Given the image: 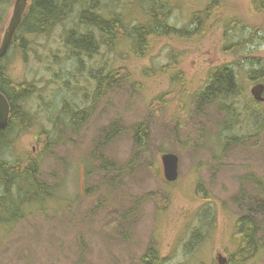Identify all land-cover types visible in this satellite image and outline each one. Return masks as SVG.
<instances>
[{
	"label": "rangeland",
	"instance_id": "374dc122",
	"mask_svg": "<svg viewBox=\"0 0 264 264\" xmlns=\"http://www.w3.org/2000/svg\"><path fill=\"white\" fill-rule=\"evenodd\" d=\"M15 1L8 6L0 43ZM172 1L177 7L170 24L189 30L197 15L202 22L199 37L164 40L142 59L132 58L126 50L101 58L111 68L125 67L123 72L132 73L131 81L113 85L82 128L76 131L60 124L56 133L61 139L50 154L37 140L39 130L50 129L49 113L60 110L65 96L80 102L83 92L76 87L93 90L84 83L85 77L77 82L68 75L71 67L56 33L39 39L37 53H29L27 60L10 49L1 68L17 82H36L44 102L26 104L28 111H40L37 127L16 139L11 135L14 144L4 151L3 159L15 162L31 154L40 159V179L55 187V197L45 209L34 207L0 231V264H141L150 248L158 249L168 264H218L219 255L228 263L236 253V224L247 214L242 201L259 196L255 180L264 183V133L244 139L248 129L244 116L242 123L223 133L228 122L219 104L198 114L195 99L211 69L234 66L241 58L242 48H234L239 41L252 38L247 51L264 60V11L256 9L255 0ZM103 2L106 5L110 0ZM131 2L119 0L118 9L112 2L110 10L123 13L125 4ZM210 7L214 12L205 17ZM140 14L133 10L128 18L140 20ZM232 24L234 31L226 34ZM161 67L165 74L159 71ZM61 69L60 82L69 79L71 93L54 83V73L60 74ZM249 70L243 67L239 79L252 99ZM173 72L182 74L181 93L176 91ZM46 104L50 112L44 114ZM138 124L148 127L147 151L125 172L116 170L107 177L100 169V155L116 167L132 162L138 153L133 139ZM112 132L113 138L107 141ZM223 134L226 142L221 141ZM165 153L179 158V177L174 183L164 177L161 157ZM254 217L260 223L258 237L263 247L248 264H264V220L256 210ZM196 229L200 233L194 240ZM191 246L190 254L186 253Z\"/></svg>",
	"mask_w": 264,
	"mask_h": 264
},
{
	"label": "trees",
	"instance_id": "16d2710c",
	"mask_svg": "<svg viewBox=\"0 0 264 264\" xmlns=\"http://www.w3.org/2000/svg\"><path fill=\"white\" fill-rule=\"evenodd\" d=\"M103 1L106 0H30L12 43L11 48H14L15 55L27 60L29 53H37L39 39L52 38L56 33L61 41L60 47L67 54L66 58L72 68L67 71L68 75L77 82H80L79 77H85L84 83L93 90L89 91L86 86L85 88L76 87L77 90L83 92L82 100L71 102L65 96L57 113L50 114V108L46 104L48 108L43 113H49L46 121L50 129L42 128L37 134V140L42 144L46 154L52 153L60 142L61 134L56 133L60 124L76 131L82 128L93 116L97 105L113 85L128 79L131 81L132 73L123 72L125 67L111 68L108 62L102 64L101 58L114 52L118 53L120 50H126L132 58L142 59L152 53L156 46L164 40L199 37L202 22L197 15L191 22L193 26L189 30H186L188 27L185 29L178 27L176 23L170 24L173 11L177 7L172 0H131V4H125L127 9L125 8L123 13L110 10L113 4L115 9L120 6L119 0H110L106 5ZM260 1L262 3L257 5L256 9L263 12L264 0ZM11 2L12 0H0V31ZM212 9L214 8L210 7L203 13L205 17H209L214 12ZM133 10L141 12V17L138 18L140 20L132 21L128 18ZM134 22L137 24L133 25ZM235 24L225 29V33L232 34ZM252 43L253 40L250 38L239 41L236 46L233 45L234 48H242V54L239 52L241 58L234 66L227 65L211 69L208 72L205 86L196 94L195 99L198 114H202L206 108L215 103L219 104L220 111H226L228 124L223 126V133L230 131L235 124L242 123L241 117L244 116L243 120L248 128L247 134L243 136H246L244 139L264 133L262 104L248 99L239 79L240 70L243 67H249V79L253 83H264V60L253 57V51H247V46ZM3 60L0 62V92L7 98L11 113L8 127L0 130V231L29 215V211L34 207L45 209L55 197V187L40 179L42 169L40 159L33 157L32 154L15 162L3 159L4 153L9 151L14 144L11 135L15 134L16 139L37 127V117L40 111L36 109L35 113H32L26 109V104L33 103L35 100L43 101L41 93L43 90L37 86V83L17 82L12 79L8 71L1 68ZM36 61L41 60L36 58ZM159 71L166 73L164 67H161ZM61 73L63 75L62 69L60 74L54 73V77L57 78L54 83L61 85L60 90L71 91L69 79L60 82ZM171 76L178 87L176 91L183 92L181 87L184 86V82L181 72H173ZM83 89H88V92ZM77 97L79 98L78 95ZM50 107L55 109L52 103ZM153 109V113H157V108ZM61 114L65 116L62 120L59 117ZM114 133L109 134L107 141L113 138L111 135ZM148 133L147 125L138 124L134 127L133 139L138 153L133 161L124 167H116L105 156L100 155V169L107 177H112V173L116 170L125 172V168L130 167L143 152L147 151ZM243 137L237 139L242 140ZM223 139L224 134L221 141ZM254 182L260 194L253 198L247 197L242 201L241 207L247 214L243 215L236 224L238 233L236 241L239 246L236 253L230 256L227 264H248L258 258L262 251L263 242L258 237L260 223L254 217V211H258V216L264 220V183L261 180ZM199 233V229L193 231L192 238L197 237ZM191 249L193 246L185 252L190 254ZM141 264H168V260L160 254L158 249L150 248L142 258Z\"/></svg>",
	"mask_w": 264,
	"mask_h": 264
},
{
	"label": "water",
	"instance_id": "95a60500",
	"mask_svg": "<svg viewBox=\"0 0 264 264\" xmlns=\"http://www.w3.org/2000/svg\"><path fill=\"white\" fill-rule=\"evenodd\" d=\"M30 0H16L11 18L3 34L0 43V62L7 55L15 35L23 21V16L29 5ZM251 94L256 102L264 103V84L258 83L251 89ZM10 105L7 98L0 92V130H5L9 125ZM162 164L164 168V177L166 181L173 183L179 177V158L173 153L162 155ZM227 259L222 255L218 256V264H226Z\"/></svg>",
	"mask_w": 264,
	"mask_h": 264
},
{
	"label": "bare ground",
	"instance_id": "6f19581e",
	"mask_svg": "<svg viewBox=\"0 0 264 264\" xmlns=\"http://www.w3.org/2000/svg\"><path fill=\"white\" fill-rule=\"evenodd\" d=\"M123 1V0H122ZM104 3V2H103ZM109 3V2H108ZM118 9V8H117ZM207 10V9H206ZM97 16V15H96ZM110 20V19H109ZM136 27V26H135ZM134 28V27H133ZM61 29V28H60ZM132 30V29H131ZM136 30V29H135ZM61 31V30H60ZM63 31H64V29H63ZM100 31V30H99ZM62 32V31H61ZM131 33V32H130ZM137 33V32H136ZM62 34V33H61ZM65 36V35H64ZM125 36V35H124ZM132 36V35H131ZM107 37V36H106ZM64 38V37H63ZM42 39V38H41ZM40 39V40H41ZM127 39V38H126ZM129 39V38H128ZM63 40V39H62ZM117 40V39H116ZM132 40V39H131ZM128 42V41H127ZM52 44V43H51ZM118 44V43H117ZM121 44V43H120ZM54 46V45H53ZM104 48V47H103ZM102 48V49H103ZM39 49V48H38ZM103 67V66H102ZM95 68V67H94ZM89 70V69H88ZM84 71V70H83ZM152 72V71H151ZM47 73H48V71H47ZM153 74H154V72H153ZM50 75V74H49ZM51 76V75H50ZM44 77V76H43ZM70 79H71V77H70ZM127 79V78H126ZM129 80V79H128ZM128 80H127V82H128ZM52 81V80H51ZM41 82V81H40ZM59 82V81H58ZM51 83V82H50ZM49 83V84H50ZM256 83V82H255ZM47 86V85H46ZM55 86V85H54ZM229 87V86H228ZM66 88V87H65ZM213 91V90H212ZM69 92V91H68ZM69 93H71V92H69ZM232 93V92H231ZM209 94V93H208ZM68 95V94H67ZM231 98H232V96H231ZM244 103H245V101H244ZM43 104V103H42ZM226 112V111H225ZM230 122V121H229ZM220 124V123H219ZM263 124V123H262ZM217 126V125H216ZM221 127H222V125H221ZM224 128V127H223ZM258 129V128H257ZM252 130V129H251ZM246 137V136H245ZM217 138V137H216ZM249 138V137H248ZM243 139V138H242ZM217 140V139H216ZM217 141H219V140H217ZM218 145V144H217ZM224 145V144H223ZM224 147V146H223ZM215 213V212H214ZM202 251V250H201ZM205 253V252H204ZM204 256H205V254H203ZM198 257V256H197ZM200 257V256H199ZM203 258V257H202ZM206 258V257H205ZM204 258V259H205ZM197 260H199V259H197ZM206 260V259H205ZM237 262V261H236ZM198 264V263H197Z\"/></svg>",
	"mask_w": 264,
	"mask_h": 264
},
{
	"label": "flooded vegetation",
	"instance_id": "af4514ba",
	"mask_svg": "<svg viewBox=\"0 0 264 264\" xmlns=\"http://www.w3.org/2000/svg\"><path fill=\"white\" fill-rule=\"evenodd\" d=\"M255 2H256L257 5H259L260 3H262V1H260V0H257V1L255 0Z\"/></svg>",
	"mask_w": 264,
	"mask_h": 264
}]
</instances>
